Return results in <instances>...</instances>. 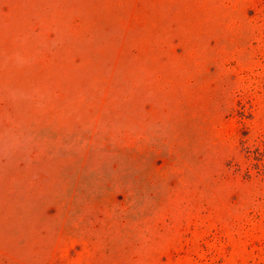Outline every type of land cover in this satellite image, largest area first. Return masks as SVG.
<instances>
[{"label":"rangeland","instance_id":"rangeland-1","mask_svg":"<svg viewBox=\"0 0 264 264\" xmlns=\"http://www.w3.org/2000/svg\"><path fill=\"white\" fill-rule=\"evenodd\" d=\"M0 264H264V0H0Z\"/></svg>","mask_w":264,"mask_h":264}]
</instances>
